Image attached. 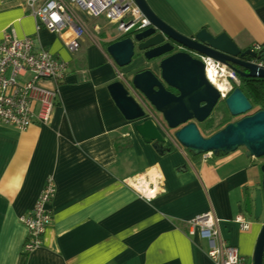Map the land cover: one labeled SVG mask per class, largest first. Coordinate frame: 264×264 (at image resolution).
Segmentation results:
<instances>
[{
	"label": "crops",
	"instance_id": "1",
	"mask_svg": "<svg viewBox=\"0 0 264 264\" xmlns=\"http://www.w3.org/2000/svg\"><path fill=\"white\" fill-rule=\"evenodd\" d=\"M25 1L0 0V37L11 29L32 37L66 68L47 124L0 125V264H213L206 239L196 228L189 232L188 220L206 210L220 219L221 236L251 262L264 209L254 219L238 207L247 192L253 202L261 187L264 156L245 150L193 156L165 134L169 149L158 153L135 130L143 119L127 120L108 89L116 80L133 87L106 50L121 36L95 38L86 25L79 50L70 52L55 33L37 28ZM146 2L184 35L206 28L227 33L243 50L264 43V0ZM140 56L125 67L134 68L128 76L144 69L135 68L143 65ZM140 174L161 181L150 201L125 182ZM50 175L56 188L51 221L41 245L23 253L27 229L20 217ZM239 216L247 228L235 221Z\"/></svg>",
	"mask_w": 264,
	"mask_h": 264
},
{
	"label": "water",
	"instance_id": "2",
	"mask_svg": "<svg viewBox=\"0 0 264 264\" xmlns=\"http://www.w3.org/2000/svg\"><path fill=\"white\" fill-rule=\"evenodd\" d=\"M149 25L133 31L132 36H122L111 42L106 50L119 67L127 66L133 56L143 55L145 59L163 57L158 66L160 75L150 68L135 72L131 84L153 108L159 112L174 129V138L191 155L207 152L229 153L238 147L245 148V154L254 158L264 156V109L251 112L252 103L236 85L223 93L205 74L203 61L190 51L217 60L244 77L264 78V52L257 54L251 49L240 48L225 32L213 34L202 28L192 35H184L159 18L146 0H134ZM132 34V33H131ZM180 48L175 50V48ZM238 65L241 68H236ZM177 90V94L166 88ZM117 107L127 120L143 119L134 125L143 141L151 143L158 153L165 147L167 138L157 127L153 118H145L147 109L130 94L123 82L116 80L108 85ZM220 101H224L232 116H241L209 136L201 134L197 123L203 122ZM185 170V167H179ZM262 185L254 190L253 202L249 192L238 209L258 219L264 209V164L261 165ZM264 253V223L257 236L251 263L262 264Z\"/></svg>",
	"mask_w": 264,
	"mask_h": 264
},
{
	"label": "built area",
	"instance_id": "3",
	"mask_svg": "<svg viewBox=\"0 0 264 264\" xmlns=\"http://www.w3.org/2000/svg\"><path fill=\"white\" fill-rule=\"evenodd\" d=\"M25 5L34 17L37 28L43 27L59 35L70 52L79 50L80 40L87 34L86 16L103 15L109 21L116 22L124 35L145 29L149 25L148 19L134 0H26ZM251 50L257 54L264 52V43H254ZM196 56L203 61L208 79L209 69H212L225 79L237 82L238 78L225 64L206 55ZM258 62L264 64L262 60ZM65 68V61L43 47L36 48L32 37H18L13 29L4 31L0 37V125L6 124L24 130L34 122L47 124L58 100V85L64 78ZM230 87L232 89L233 85ZM127 89L131 91L129 87ZM133 95L137 99L138 94ZM141 105L147 109V116L155 120L159 130L176 144L177 140L148 106ZM203 155L207 157L212 153ZM125 182L146 201L154 198L161 186L158 178L148 174L137 175L131 182ZM55 190V183L50 175L33 207L20 217L27 229L23 253H30L41 245L43 233L51 221L50 203ZM235 221L241 228L248 227V221L241 216ZM188 224L190 233L196 228L206 239L207 255L213 264H252L240 254L235 245L221 236L220 219L213 210L196 214L188 220Z\"/></svg>",
	"mask_w": 264,
	"mask_h": 264
},
{
	"label": "rangeland",
	"instance_id": "4",
	"mask_svg": "<svg viewBox=\"0 0 264 264\" xmlns=\"http://www.w3.org/2000/svg\"><path fill=\"white\" fill-rule=\"evenodd\" d=\"M86 18L88 19H85V22H86V25H87V28H88V31L89 33H91V35H93L95 38L97 37H101V36H105L107 38H115V37H118V36H121L122 37V33L121 31L118 29V24L116 22H112V21H109L108 19H106L103 15L101 16H98V17H87ZM95 23H98L100 25V31H97L96 29H94L93 25ZM133 35V32L132 34H130L129 36H132ZM56 37H60L59 35H56ZM85 36V35H84ZM125 36V35H124ZM137 54H138V51L136 50V53L135 55L133 56V60L130 64H128L129 66L132 65V63H134L135 61V58H137ZM127 65V66H128ZM126 66L124 67H119L121 70L124 71V75H125V79L129 82V85H132L131 84V81H132V76H128V73H132L134 71V68L132 69L133 71H130L128 72L126 69H125ZM143 65H139V66H136L135 68H142ZM236 79H237V76H236ZM227 81L233 85L232 83L234 82L231 81V80H228ZM237 82H235L236 84H238V80H236ZM131 89V94H135L136 95L138 94L133 87H129ZM225 93V92H224ZM143 98V99H142ZM137 101L140 103V104H145L148 106V108L154 113V114H157L155 115L157 117V119L159 118V121L162 123V125L168 130L170 131L172 134L174 133V129H171L167 126V123L166 121L164 120L163 116L157 112V110L155 108H153L151 106V104L147 101L146 98H144V96H142L141 94L137 95ZM219 106H220V103L218 102L216 104V106L213 108L212 112L210 113L209 117H212L214 119H216V121H220L222 120V116H225V115H222L220 113V110H219ZM228 118L231 117V121L233 120H236L238 118H240L241 116H232L230 113L226 115ZM226 124L222 125L219 129H221L222 127H224ZM199 128V127H198ZM218 129V130H219ZM200 130V129H199ZM201 134L204 135V136H207V132L206 131H201ZM245 148L243 146H240L238 147L236 150L234 151H244Z\"/></svg>",
	"mask_w": 264,
	"mask_h": 264
},
{
	"label": "trees",
	"instance_id": "5",
	"mask_svg": "<svg viewBox=\"0 0 264 264\" xmlns=\"http://www.w3.org/2000/svg\"><path fill=\"white\" fill-rule=\"evenodd\" d=\"M236 76L239 79V83H233V87L238 85L241 90L245 93L248 97L250 102L252 103V110L251 112H255L258 110L264 109V78L261 77H244L240 76L236 73ZM232 87V88H233ZM137 91V90H136ZM138 93V91H137ZM219 110L222 115V120L216 121V119L209 117L204 122L197 123L199 129L203 132H207V136L211 135L212 133L216 132L222 125L229 123L232 119L231 117H227L226 115L229 114L228 109L225 106L224 101H220ZM216 154H224L222 152H218ZM201 155V154H199ZM198 156V155H193ZM23 261H21V264ZM262 264H264V253H263V260Z\"/></svg>",
	"mask_w": 264,
	"mask_h": 264
},
{
	"label": "flooded vegetation",
	"instance_id": "6",
	"mask_svg": "<svg viewBox=\"0 0 264 264\" xmlns=\"http://www.w3.org/2000/svg\"><path fill=\"white\" fill-rule=\"evenodd\" d=\"M135 32V31H134ZM132 33V31L131 32H129L128 34H125L126 36H128V35H130ZM177 49H180V48H175V50H177ZM190 53L193 55V56H196V53L195 52H192V51H190ZM169 53H167V54H164V55H161V56H159V57H156V58H152V59H145L144 57H143V55L141 54V56L140 57H142V59H143V68H150L156 75H160V69H159V66H158V64H159V62H160V60L163 58V57H165L166 55H168ZM227 66V65H226ZM236 68H241L240 66H238V65H234ZM227 68L228 69H230V70H232L233 72H234V74L236 75V72L233 70V69H231L230 67H228L227 66ZM238 78V77H237ZM239 80V79H238ZM166 88L167 89H169V90H171L172 92H174L175 94H177L178 92H177V90L176 89H174V88H172V87H169V86H167L166 85ZM143 96V95H142ZM143 99V98H142ZM155 115H157V114H155ZM147 116V115H146ZM209 118V116L206 118V119H208ZM205 119V120H206ZM204 120V121H205ZM203 121V122H204ZM199 123H201V122H199ZM172 134V133H171ZM173 135V134H172Z\"/></svg>",
	"mask_w": 264,
	"mask_h": 264
},
{
	"label": "bare ground",
	"instance_id": "7",
	"mask_svg": "<svg viewBox=\"0 0 264 264\" xmlns=\"http://www.w3.org/2000/svg\"><path fill=\"white\" fill-rule=\"evenodd\" d=\"M209 79L214 85L221 91H228L231 87L230 83L218 73H214L212 69H209Z\"/></svg>",
	"mask_w": 264,
	"mask_h": 264
}]
</instances>
